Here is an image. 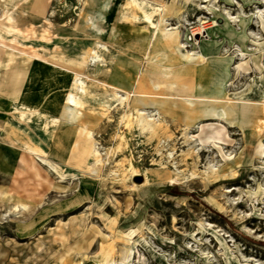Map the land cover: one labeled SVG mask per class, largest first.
<instances>
[{"label":"rangeland","instance_id":"1","mask_svg":"<svg viewBox=\"0 0 264 264\" xmlns=\"http://www.w3.org/2000/svg\"><path fill=\"white\" fill-rule=\"evenodd\" d=\"M0 264H264V0H0Z\"/></svg>","mask_w":264,"mask_h":264},{"label":"bare ground","instance_id":"2","mask_svg":"<svg viewBox=\"0 0 264 264\" xmlns=\"http://www.w3.org/2000/svg\"><path fill=\"white\" fill-rule=\"evenodd\" d=\"M158 15H160V14H158ZM89 17L88 16H86V18H85V20H86V22H87V19H88ZM90 19V18H89ZM164 21V18H163V16H159V18H158V20H157V23H156V30H158L159 31V33L161 34V28H160V24L162 23ZM154 27V26H153ZM155 29V28H154ZM154 34V33H153ZM163 36V41H165L166 42V44H167V46L168 47H170V49L172 50V51H174V53L179 57V58H181L182 60H183V58L185 59V60H188V55H186V56H182V55H179V54H177L176 53V51H175V48H177V43H178V41H177V34L176 33H174V32H172V33H167V34H164V35H162ZM151 40V39H150ZM167 47V48H168ZM86 52V51H85ZM85 52H82L81 53V55H80V57H79V59L77 60V61H75V60H72V59H65V62L62 64L61 63V66H62V68L63 67H65V68H67V66H68V64H70V63H74V62H82V61H85V59H87V58H90V59H94L97 55L94 53V54H86ZM85 53V54H84ZM147 53V52H146ZM71 57V56H70ZM75 57V56H74ZM195 60H198V61H202L203 60V56H199V57H197ZM197 61V62H198ZM105 86H107L108 88H111L113 91L111 92V94L113 93V95H118V89H117V87L118 86H116V85H110V84H107V83H105ZM124 94H121L122 95V97H121V100H126L127 98H128V95H129V90H126V89H123V91H122ZM106 94H107V92H106ZM106 94H103V97L105 98L104 100V102H106V100H107V97H106ZM121 95H119V97L121 96ZM142 96H144V97H147L148 95H142ZM226 97V96H225ZM185 101H186V104L188 105V106H194L195 104H194V102L192 101V100H190V99H185ZM136 102H138L136 99H135V103ZM160 105H162V102H158ZM65 107L66 108H68L70 111L67 113V115H68V118L72 121V122H75V121H77L79 118H80V116H81V110L80 109H78L77 107H76V105H75V102H74V100L72 99V97H69L66 101H65ZM216 109H220V111H216ZM227 110H226V108H224V106L223 105H221L220 103H215L214 104V107L211 109V112L210 113H200V114H203V115H214V116H217V117H219V118H225L226 119V116H224V115H226V112ZM136 113L138 114V122H139V124L141 125V127L143 128V129H145V128H148V129H152V128H154V126L157 124V122L155 121V119H153V118H150V117H148L147 116V114L143 111V109H141V108H139V107H136ZM199 116H202V115H199ZM198 116V117H199ZM228 119V118H227ZM78 124V123H77ZM29 152H33V150H29ZM41 160L42 161H44V162H47L51 167H52V164L50 163V162H48V161H46L45 159H42L41 158ZM134 170V169H133ZM136 172V171H135Z\"/></svg>","mask_w":264,"mask_h":264},{"label":"crops","instance_id":"3","mask_svg":"<svg viewBox=\"0 0 264 264\" xmlns=\"http://www.w3.org/2000/svg\"><path fill=\"white\" fill-rule=\"evenodd\" d=\"M192 72L195 73L194 68H193ZM60 137L62 138V140H57L56 141L57 143H54L55 141L54 142H49L48 147H46V149L47 150L49 149L48 151H50L52 153L53 160H56V163L57 162H63V160L65 158V155H66V151L69 150V145H70V143L68 142L69 141V139H68L69 136L68 135H66V141L64 140L65 136H60ZM49 146H50V148H49Z\"/></svg>","mask_w":264,"mask_h":264}]
</instances>
